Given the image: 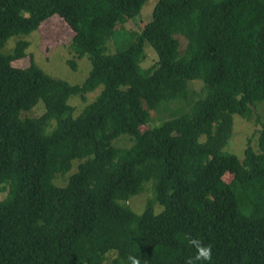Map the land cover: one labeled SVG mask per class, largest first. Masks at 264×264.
<instances>
[{"label": "trees", "instance_id": "16d2710c", "mask_svg": "<svg viewBox=\"0 0 264 264\" xmlns=\"http://www.w3.org/2000/svg\"><path fill=\"white\" fill-rule=\"evenodd\" d=\"M147 1L0 0V264H185L190 238L210 247V264H264L260 117L256 151L250 139L241 161L222 151L232 117L252 120L264 102V0H158L106 54ZM52 16L91 65L80 85L46 75L26 41L3 52ZM146 48L156 61L141 69ZM98 87L74 117L69 99ZM40 102L41 116L21 119ZM121 137L129 146L114 145ZM149 183L136 214L125 204Z\"/></svg>", "mask_w": 264, "mask_h": 264}, {"label": "rangeland", "instance_id": "374dc122", "mask_svg": "<svg viewBox=\"0 0 264 264\" xmlns=\"http://www.w3.org/2000/svg\"><path fill=\"white\" fill-rule=\"evenodd\" d=\"M158 0H148L140 10L138 17L134 20L127 21L123 26H117L110 41L107 43V53L113 54L117 50L123 49L131 39L132 33L140 31L143 26L151 19L152 11ZM215 2L219 0H214ZM72 39V31L66 26V24L57 16H52L44 21L38 28V30L32 32L27 36H14L10 38L4 49V53H9L14 48L15 44L19 40L26 41L28 47L25 50L27 55L32 56L35 65L41 69L46 75L51 78L61 80L69 85H80L88 76L91 69V65L87 57L74 60L73 56L69 52V46ZM73 60L76 64V70H72L67 64V61ZM156 57L152 50L146 48V55L143 62L140 64L141 69H146L154 64ZM24 60L13 62L14 66L22 68L24 66ZM198 83V84H197ZM200 82L193 84L196 91L200 89ZM102 91V87H98L95 91L85 95L84 102L78 97H71L68 104L74 108L73 116H78L81 111L90 103H92L96 97ZM44 112L43 103L40 102L34 109L29 112L21 114V119L26 118H38ZM253 113L252 120L242 119L240 116L232 117V131L228 138L226 146L223 148V153L232 154L236 156L240 161L243 159V152L246 146V141L250 139L251 148L256 151L257 132L259 130V124H256L255 117H260V123H264V102L251 108ZM153 115V114H152ZM114 145L118 147L129 146V142L126 137H121ZM80 161H74L73 167L68 175L76 171V166ZM224 181H228V175L225 174ZM65 183V179L58 178L55 183L58 186H62ZM151 188V183L145 185L143 192L131 197L126 206L129 207L134 213L139 214L143 211L145 202L151 197V193L146 187ZM1 195V194H0ZM0 196V200H2ZM154 214H158L162 211V208L155 205L153 208Z\"/></svg>", "mask_w": 264, "mask_h": 264}, {"label": "clouds", "instance_id": "9594fccd", "mask_svg": "<svg viewBox=\"0 0 264 264\" xmlns=\"http://www.w3.org/2000/svg\"><path fill=\"white\" fill-rule=\"evenodd\" d=\"M189 245L196 248V256L186 260L185 264H194V261H202L203 264H210L211 261V249L210 247L202 246L198 239H189ZM130 264H140L139 259L136 257H129Z\"/></svg>", "mask_w": 264, "mask_h": 264}]
</instances>
